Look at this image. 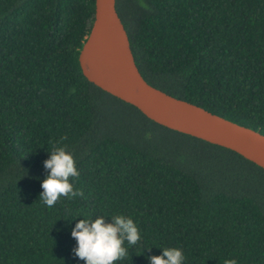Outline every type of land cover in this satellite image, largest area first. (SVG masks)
<instances>
[{
  "label": "trees",
  "instance_id": "trees-1",
  "mask_svg": "<svg viewBox=\"0 0 264 264\" xmlns=\"http://www.w3.org/2000/svg\"><path fill=\"white\" fill-rule=\"evenodd\" d=\"M144 78L264 133V0H117ZM95 0H0V264H86L84 218L125 215L141 240L115 264H264V168L164 126L89 81ZM66 137V139H62ZM54 146L83 196L41 200ZM151 249V250H149Z\"/></svg>",
  "mask_w": 264,
  "mask_h": 264
},
{
  "label": "water",
  "instance_id": "water-1",
  "mask_svg": "<svg viewBox=\"0 0 264 264\" xmlns=\"http://www.w3.org/2000/svg\"><path fill=\"white\" fill-rule=\"evenodd\" d=\"M87 79L171 129L229 148L264 168V133L150 84L133 53L117 0H95L80 55Z\"/></svg>",
  "mask_w": 264,
  "mask_h": 264
},
{
  "label": "clouds",
  "instance_id": "clouds-1",
  "mask_svg": "<svg viewBox=\"0 0 264 264\" xmlns=\"http://www.w3.org/2000/svg\"><path fill=\"white\" fill-rule=\"evenodd\" d=\"M66 139V137L62 138ZM49 175L42 182L43 192L39 196L48 207L54 206L63 197L83 196L82 190H74L70 178H78L74 156L66 146H54L50 158L44 162ZM84 218L73 229L71 235L77 240L75 254L86 264H115L127 258L129 249L125 245H136L141 240L137 223L125 215ZM162 255L151 256V264H184L185 255L178 247L162 248ZM151 250V249H149ZM224 264H238L236 259H226Z\"/></svg>",
  "mask_w": 264,
  "mask_h": 264
}]
</instances>
